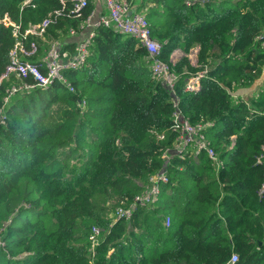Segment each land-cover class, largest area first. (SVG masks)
<instances>
[{"label": "trees", "instance_id": "1", "mask_svg": "<svg viewBox=\"0 0 264 264\" xmlns=\"http://www.w3.org/2000/svg\"><path fill=\"white\" fill-rule=\"evenodd\" d=\"M25 1L0 0V76L15 41L1 23L4 15L23 30L54 10L71 9V0ZM204 1L202 7L180 0L133 6L161 43L160 58L178 75L183 115L192 124L214 123L207 137L222 168L216 171L204 154L165 166L160 154L172 137L160 142L157 134L171 124L169 93L152 80L135 39L99 27L86 65L64 73L75 92L55 83L14 97L6 109L0 125L4 263L26 254L23 264H228L236 254L235 264H264V167L255 164L264 142V0ZM92 11L90 3L84 16ZM78 24L60 18L43 38L31 37L38 51L29 60L39 63L48 43L64 40ZM61 47L73 53L75 44ZM195 48L193 66L188 56ZM177 50L183 56L172 63ZM205 68L199 91L186 92L187 79ZM259 80L253 98L241 94ZM8 85L0 84V105ZM165 167L169 182L158 202L112 224L111 209L132 200L138 183ZM92 227L104 231L93 255Z\"/></svg>", "mask_w": 264, "mask_h": 264}, {"label": "built area", "instance_id": "2", "mask_svg": "<svg viewBox=\"0 0 264 264\" xmlns=\"http://www.w3.org/2000/svg\"><path fill=\"white\" fill-rule=\"evenodd\" d=\"M30 1L26 0L23 5L29 4ZM180 1L186 7H202L205 3L204 0ZM90 3L91 0H71L70 10L65 11L64 7L54 10L40 23L28 25L23 30L19 24L12 22L7 15L3 16L1 23L6 28H12V36L15 41L9 52V60L5 71L0 76V84L9 82L0 105V125L6 123L8 105L14 97L20 94L29 93L36 89L46 90L55 83L60 84L71 93L75 92L74 86L67 80L64 73L79 71L86 65L97 28H111L118 33L132 37L138 42L147 53L152 80L160 84L169 93L172 108L171 124L167 132L157 134V140L163 142L169 134L172 137V143L162 150L160 154L161 161L167 166L174 158L184 160L188 157H197L204 154L214 169L216 171L220 170L223 166L222 161H220L211 141L207 137V132L213 127L214 123L205 121L192 124L183 115L180 109V98L177 96L175 89L178 75L171 70L168 63L160 58L161 43L151 37L150 26L145 16L135 11L131 0H103L106 14L94 19V11H92L85 17L84 11ZM60 18L79 20L77 30L70 29L69 35L73 36L79 30H87V35L75 45L73 53L63 50L59 41H51L48 43L42 60L39 63L31 62L29 58L37 53L38 47L30 38H43L46 30ZM261 39L262 36H259L255 40ZM197 52L198 49L195 48L190 54L197 55ZM206 73L207 69L205 68L190 76L186 81L184 90L190 93L198 92L200 81ZM78 106L81 111H84L86 108L85 101L79 102ZM231 140H234V137ZM255 159V164L264 167V142L261 145L260 153ZM168 182L169 178L165 167V169L149 175L145 183H138L139 193L129 202L121 203L115 208L112 215V224L117 220L130 221L137 208H152L158 202L161 187L168 184ZM263 192L264 175L259 194L261 195ZM164 225L165 227L171 225L170 217L165 218ZM2 231L3 229L0 233ZM102 234H104L103 230L92 227L89 236V250L92 255ZM1 251L6 253L5 242L0 235ZM236 261L237 255L232 254L228 264H235Z\"/></svg>", "mask_w": 264, "mask_h": 264}, {"label": "crops", "instance_id": "3", "mask_svg": "<svg viewBox=\"0 0 264 264\" xmlns=\"http://www.w3.org/2000/svg\"><path fill=\"white\" fill-rule=\"evenodd\" d=\"M141 0H132L133 4H138ZM91 4L93 6L94 11V19H97L100 15L106 14L107 11L103 4V0H91ZM87 35V30L77 31L75 35H68L64 40H59L60 46L65 44H77L81 39H83ZM183 56L182 52L177 50L171 55V62L176 63ZM193 58L196 59V54H190L189 60L193 65ZM26 254H21L13 260H18L16 264H23L22 260L25 259Z\"/></svg>", "mask_w": 264, "mask_h": 264}, {"label": "rangeland", "instance_id": "4", "mask_svg": "<svg viewBox=\"0 0 264 264\" xmlns=\"http://www.w3.org/2000/svg\"><path fill=\"white\" fill-rule=\"evenodd\" d=\"M134 6H136V3H134L133 4ZM196 64V59L195 58H193V65H195ZM261 80H259V81H257L256 83H255V85L252 87V89H250V90H247V91H245V92H242L241 94L244 96V97H247V98H249V99H251V98H253V96H254V94H255V91L256 92H258L257 91V89L258 88H260V86H261ZM96 96L98 97V96H101V94H96ZM73 162H75V160L73 161ZM116 206V205H115ZM114 206V208L113 209H111V211H112V213H111V215H113V213H114V210H115V208L117 207H115ZM4 258H0V264H6V263H4ZM15 262V261H14Z\"/></svg>", "mask_w": 264, "mask_h": 264}]
</instances>
